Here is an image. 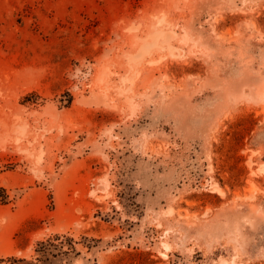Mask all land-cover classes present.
<instances>
[{"label": "rangeland", "instance_id": "1", "mask_svg": "<svg viewBox=\"0 0 264 264\" xmlns=\"http://www.w3.org/2000/svg\"><path fill=\"white\" fill-rule=\"evenodd\" d=\"M0 185V264H264V0H0Z\"/></svg>", "mask_w": 264, "mask_h": 264}, {"label": "trees", "instance_id": "2", "mask_svg": "<svg viewBox=\"0 0 264 264\" xmlns=\"http://www.w3.org/2000/svg\"><path fill=\"white\" fill-rule=\"evenodd\" d=\"M11 201V195L7 187L0 185V203ZM76 240L68 233H56L37 242L35 254L37 261H29L27 264H61L63 259L77 251ZM66 246H68L66 248ZM25 261V258L17 259Z\"/></svg>", "mask_w": 264, "mask_h": 264}, {"label": "bare ground", "instance_id": "3", "mask_svg": "<svg viewBox=\"0 0 264 264\" xmlns=\"http://www.w3.org/2000/svg\"><path fill=\"white\" fill-rule=\"evenodd\" d=\"M157 35H158V34H157ZM137 55H138V54H137ZM146 55H147V54H146ZM221 188H222V187H221ZM222 189H223V188H222ZM223 190H224V189H223ZM237 194H238V193H237ZM239 195H240V194H239ZM168 246H169V245H168ZM168 246H167V247H168Z\"/></svg>", "mask_w": 264, "mask_h": 264}]
</instances>
